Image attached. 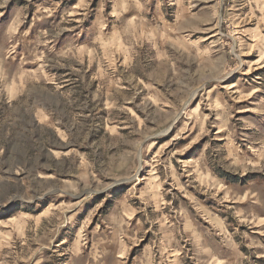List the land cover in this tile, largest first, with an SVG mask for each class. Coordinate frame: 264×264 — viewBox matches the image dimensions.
<instances>
[{
    "label": "rangeland",
    "instance_id": "1",
    "mask_svg": "<svg viewBox=\"0 0 264 264\" xmlns=\"http://www.w3.org/2000/svg\"><path fill=\"white\" fill-rule=\"evenodd\" d=\"M0 264H264V0H0Z\"/></svg>",
    "mask_w": 264,
    "mask_h": 264
}]
</instances>
